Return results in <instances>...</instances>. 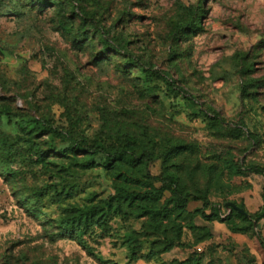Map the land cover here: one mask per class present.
<instances>
[{
    "label": "rangeland",
    "instance_id": "obj_1",
    "mask_svg": "<svg viewBox=\"0 0 264 264\" xmlns=\"http://www.w3.org/2000/svg\"><path fill=\"white\" fill-rule=\"evenodd\" d=\"M253 164L264 0H0V264H264Z\"/></svg>",
    "mask_w": 264,
    "mask_h": 264
},
{
    "label": "trees",
    "instance_id": "obj_2",
    "mask_svg": "<svg viewBox=\"0 0 264 264\" xmlns=\"http://www.w3.org/2000/svg\"><path fill=\"white\" fill-rule=\"evenodd\" d=\"M229 133H231L232 135H240L241 131L239 129H237V130L231 131ZM126 145H127L126 146L127 152H124V151L116 152L113 155H110L108 153V151L102 146H98L97 145V146H94L93 149H94V153L95 154H101V155L105 156L107 158V161L109 163H112L116 159H120L121 157H124V156H128L129 157V156L132 155V154L127 155V154H129L131 152V148H132V143H131V139L130 138L127 139ZM245 171L253 173V174H256V175H260L264 179V167L263 166H258V165H255V164L247 165L245 167ZM159 182L161 184V187L158 190V197H160L162 192L167 191L168 193H170V194H172V195H174L176 197V201H178V203H177L178 206H184L186 204L187 199L191 197L190 195H186V196H184V198H182L180 192L177 190L176 182L170 176H167V177H165L163 179H160ZM262 198H263V206H264V186H263ZM193 199H199V198L193 197ZM83 215H86V214H79L76 219L80 220ZM263 219H264V213L255 216L254 222L257 223L258 221L263 220ZM68 224H71V222L61 221L60 224H59L60 227H61V230L64 231L65 229H67ZM67 230H70V229H67ZM261 246L264 248V243L261 242ZM135 255H136L135 251H133V254H132L133 259L136 258Z\"/></svg>",
    "mask_w": 264,
    "mask_h": 264
},
{
    "label": "crops",
    "instance_id": "obj_3",
    "mask_svg": "<svg viewBox=\"0 0 264 264\" xmlns=\"http://www.w3.org/2000/svg\"><path fill=\"white\" fill-rule=\"evenodd\" d=\"M249 188L244 190L239 195L240 202L244 205L246 211L249 214H254L262 208L263 205V186L264 179L262 176H251L247 179ZM260 228L262 229V236L264 238V219L260 222Z\"/></svg>",
    "mask_w": 264,
    "mask_h": 264
},
{
    "label": "water",
    "instance_id": "obj_4",
    "mask_svg": "<svg viewBox=\"0 0 264 264\" xmlns=\"http://www.w3.org/2000/svg\"><path fill=\"white\" fill-rule=\"evenodd\" d=\"M229 206H230L233 210L237 211L238 213H240V214L246 216V214H245L242 210H240L239 208H237L235 205H233V204H229Z\"/></svg>",
    "mask_w": 264,
    "mask_h": 264
}]
</instances>
